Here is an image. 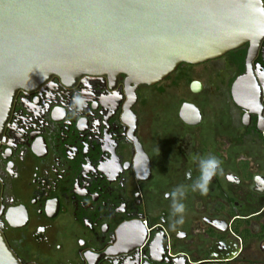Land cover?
Returning <instances> with one entry per match:
<instances>
[{"label":"flooded vegetation","instance_id":"1","mask_svg":"<svg viewBox=\"0 0 264 264\" xmlns=\"http://www.w3.org/2000/svg\"><path fill=\"white\" fill-rule=\"evenodd\" d=\"M209 156L219 167L193 191ZM0 234L20 264H264V34L152 85L54 75L17 90Z\"/></svg>","mask_w":264,"mask_h":264},{"label":"water","instance_id":"2","mask_svg":"<svg viewBox=\"0 0 264 264\" xmlns=\"http://www.w3.org/2000/svg\"><path fill=\"white\" fill-rule=\"evenodd\" d=\"M263 34L261 0H0V138L17 90L51 76L152 85ZM0 264H20L1 234Z\"/></svg>","mask_w":264,"mask_h":264},{"label":"clouds","instance_id":"3","mask_svg":"<svg viewBox=\"0 0 264 264\" xmlns=\"http://www.w3.org/2000/svg\"><path fill=\"white\" fill-rule=\"evenodd\" d=\"M219 163H220L219 160L212 156L201 159L200 161L201 174L198 180L192 186L193 191L197 189L201 191L206 190V185L208 184L212 175L215 173L216 169L219 167ZM184 194L185 193L183 189L180 187H178L173 193L170 194L174 198V202H173L174 214H179L183 212V204L179 203L178 198H182Z\"/></svg>","mask_w":264,"mask_h":264},{"label":"bare ground","instance_id":"4","mask_svg":"<svg viewBox=\"0 0 264 264\" xmlns=\"http://www.w3.org/2000/svg\"><path fill=\"white\" fill-rule=\"evenodd\" d=\"M251 52H253V50H252ZM250 56H251V55H250Z\"/></svg>","mask_w":264,"mask_h":264}]
</instances>
